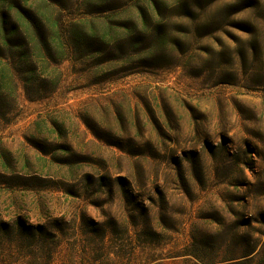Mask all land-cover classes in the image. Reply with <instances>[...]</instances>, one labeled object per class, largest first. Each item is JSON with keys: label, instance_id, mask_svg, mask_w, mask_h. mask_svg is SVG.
Here are the masks:
<instances>
[{"label": "rangeland", "instance_id": "374dc122", "mask_svg": "<svg viewBox=\"0 0 264 264\" xmlns=\"http://www.w3.org/2000/svg\"><path fill=\"white\" fill-rule=\"evenodd\" d=\"M41 12L65 60L36 62ZM0 55L2 215L69 225L62 255L107 234L128 264H264V0H0ZM1 241L36 264V236Z\"/></svg>", "mask_w": 264, "mask_h": 264}, {"label": "trees", "instance_id": "16d2710c", "mask_svg": "<svg viewBox=\"0 0 264 264\" xmlns=\"http://www.w3.org/2000/svg\"><path fill=\"white\" fill-rule=\"evenodd\" d=\"M38 17H40L39 19L41 20V23H43L45 29H47L45 23H51L52 18L42 12L38 14ZM46 31L47 36L42 38L41 43L36 44L34 49H31L33 51L32 54L34 56L36 54V59L34 56H29L27 54L29 60L35 59L36 62L45 61L46 57L43 58L44 49L46 52H49L47 53L50 56L49 58H52V51H54L59 60H65L68 57L67 52L72 50L71 44L66 43L61 45V43H58L57 33H50L48 29ZM91 31L95 32L96 29L93 27L91 28ZM111 34L112 32L110 28L105 29L104 38ZM81 37L82 36L78 35L76 41H79ZM51 41H53L56 45L51 46ZM3 59L4 57L0 55L1 115L10 113V107L16 103L19 91L17 73L13 67H11L8 63H5ZM2 104H7L9 108L7 110H3ZM38 125H40V123H37V126ZM6 218L8 219L6 220ZM43 220L36 219L37 223L34 224L30 222V218L28 216L21 215L20 213H12L9 215H2L0 213V243L3 242L1 241L2 239L12 234L36 236V264H128L135 252L134 248L128 250L124 245H121L118 246L119 251L112 253V251L105 246V238L107 237L106 234L103 237L94 238L95 240H93L90 244L91 247L84 246L83 248L78 249L76 245L66 243L68 244V248H66V252L62 255V247L65 244L64 238L67 236L65 230L70 228V226L61 225V223H57L55 225L51 222L52 219L48 223H44ZM125 232L129 234L128 226H125ZM95 233L97 232H92V234ZM8 256H10V254ZM182 256L194 259L198 258L194 253H186ZM190 258L184 261V263L191 264L192 261Z\"/></svg>", "mask_w": 264, "mask_h": 264}]
</instances>
